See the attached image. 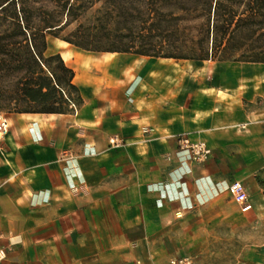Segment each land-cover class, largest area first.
Masks as SVG:
<instances>
[{
    "label": "crops",
    "instance_id": "0c3cea01",
    "mask_svg": "<svg viewBox=\"0 0 264 264\" xmlns=\"http://www.w3.org/2000/svg\"><path fill=\"white\" fill-rule=\"evenodd\" d=\"M49 52L74 71L81 101L63 115L5 117L4 264H169L194 254L202 264H255L264 241L213 261L204 239L237 234V218L249 231L264 225L253 183L264 171V63L93 57L70 44ZM181 134L205 142L211 159L192 163ZM235 181L249 190L246 214L230 197Z\"/></svg>",
    "mask_w": 264,
    "mask_h": 264
},
{
    "label": "trees",
    "instance_id": "16d2710c",
    "mask_svg": "<svg viewBox=\"0 0 264 264\" xmlns=\"http://www.w3.org/2000/svg\"><path fill=\"white\" fill-rule=\"evenodd\" d=\"M190 1L194 11L205 8L211 48L187 58L154 51L153 38L141 34L138 23L152 33L161 21L153 0H0V102L10 114L63 115L81 101L75 73L49 52V37L93 54L264 63V0Z\"/></svg>",
    "mask_w": 264,
    "mask_h": 264
},
{
    "label": "rangeland",
    "instance_id": "374dc122",
    "mask_svg": "<svg viewBox=\"0 0 264 264\" xmlns=\"http://www.w3.org/2000/svg\"><path fill=\"white\" fill-rule=\"evenodd\" d=\"M145 2L147 3V1ZM153 2L157 9L160 8L162 10V14L159 15L161 21L156 23L154 32L151 33L149 30V28H151L150 23L142 22L138 23L137 26H139L140 30L142 31L141 34L144 36V38L147 39L149 36L153 38L151 41L154 45V51L163 50L162 54L190 58L194 55H202L203 52H207L211 48V43H207V40L205 39L206 28L204 25L206 17L204 12L205 8L203 5H199L198 11H194L192 10L193 5L190 0H153ZM99 7L100 6L98 5L95 9ZM94 13L95 11L93 10V12L86 17L87 20H91ZM74 27L75 26H72L68 31L70 32L74 29ZM66 44L67 43L63 40L49 37L51 51H58L62 46H66ZM72 48L82 53L85 52L75 48L74 46H72ZM88 54L94 57L100 56L103 53ZM72 104H70V107L72 109H76L79 103L73 100ZM7 115H10V113L7 111V105L0 102V116L6 117ZM241 183L243 184V182ZM253 183L258 186V189H263L264 192V173L256 177ZM248 184L249 183L247 182V186ZM251 196L252 199L256 198L255 189L252 191ZM230 197L233 200L231 195ZM233 203H235L234 200ZM235 205L239 208L237 203H235ZM237 219V234H231L230 236H207L204 239V248L207 254L210 253L211 260L214 261V259H218V257L222 260V254L225 259H231V251L245 255L246 252L244 251V248L248 243L250 244L252 242L256 246L263 243L264 225H259V228L257 227L252 231L250 230V233L247 228L245 229V227L249 226L250 224L248 221L249 219ZM243 255H241V258ZM263 255L264 254L262 252L255 249L252 252L251 257L254 259L253 261L255 264H262L261 261L263 259ZM192 256L199 260L202 259L200 254H194ZM250 263L252 264V260H250Z\"/></svg>",
    "mask_w": 264,
    "mask_h": 264
},
{
    "label": "built area",
    "instance_id": "2783aa9c",
    "mask_svg": "<svg viewBox=\"0 0 264 264\" xmlns=\"http://www.w3.org/2000/svg\"><path fill=\"white\" fill-rule=\"evenodd\" d=\"M72 104V103H71ZM74 107V105L72 104ZM10 125L5 117L0 118V144L9 135ZM179 151L188 153L191 157L192 163L203 165L207 163L212 157V151L205 142L192 141L187 134L178 136ZM229 193L235 203L238 204L242 213L246 214L253 209V204L250 202L249 194L245 186L239 181L231 183L229 186ZM7 250H0V264L7 261ZM134 264H145L141 261H136ZM169 264H202L196 257L191 255H183L182 257L173 258Z\"/></svg>",
    "mask_w": 264,
    "mask_h": 264
}]
</instances>
